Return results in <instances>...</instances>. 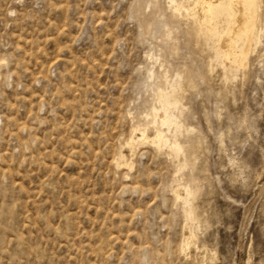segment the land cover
<instances>
[{
	"label": "rangeland",
	"instance_id": "374dc122",
	"mask_svg": "<svg viewBox=\"0 0 264 264\" xmlns=\"http://www.w3.org/2000/svg\"><path fill=\"white\" fill-rule=\"evenodd\" d=\"M0 264H264V0H0Z\"/></svg>",
	"mask_w": 264,
	"mask_h": 264
},
{
	"label": "bare ground",
	"instance_id": "6f19581e",
	"mask_svg": "<svg viewBox=\"0 0 264 264\" xmlns=\"http://www.w3.org/2000/svg\"><path fill=\"white\" fill-rule=\"evenodd\" d=\"M247 1H248V0H247ZM205 2H206V1H205ZM201 6H202V5H201ZM201 6H200V7H201ZM203 8H204V7H203ZM203 8L198 12V13H199V17H200V21H201V23L204 22V19H205V17H206V16H205V13H206L207 10H208V9H207V10H206V9L204 10ZM236 18H237V19H236V25H237V27H238V28L243 27V24H244V21H245V18H244L243 12L241 11V12L239 13L238 17H236ZM254 25H255V24H254ZM234 26H235V25H234ZM255 26H256V25H255ZM234 31H235V30H234ZM235 60H236V58H235ZM170 108H171V107H170ZM163 121H164V120H163ZM156 130H157V129H156ZM154 131H155V130H154ZM155 133H156V135H157L159 132L157 133V131H156ZM160 134H162V133H160ZM160 134H159V135H160ZM156 135H155V136H156ZM159 135H158V136H159ZM160 136H162V135H160ZM160 136H159V137H160ZM141 137H142V136H141ZM141 137H139V139H141ZM156 138H157V137H156ZM136 139H137V138H136ZM136 139H135V140H136ZM137 140H138V139H137ZM139 141H140V140H139ZM157 141H159V140H157ZM135 142H136V141H135ZM137 142H138V141H137ZM130 143H131V142H130ZM157 144H158V143H157ZM183 190H184V189H183ZM178 193H179V192H178ZM178 193H177V194H178ZM179 198H180V197H179ZM179 198H178V199H179Z\"/></svg>",
	"mask_w": 264,
	"mask_h": 264
}]
</instances>
